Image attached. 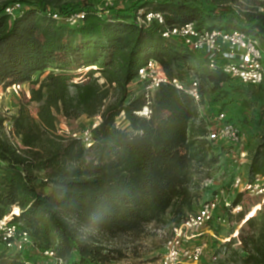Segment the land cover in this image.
<instances>
[{
  "label": "trees",
  "instance_id": "1",
  "mask_svg": "<svg viewBox=\"0 0 264 264\" xmlns=\"http://www.w3.org/2000/svg\"><path fill=\"white\" fill-rule=\"evenodd\" d=\"M111 1L117 2L100 7L98 0H7L0 5V88L27 85L30 94L11 119L12 136L4 131L8 120L0 117V219L19 209L21 229L34 244L25 252L0 249V264H52L44 254L48 250L64 264H114L126 255L111 243L141 237L153 223L172 230L199 210L201 183L211 179L218 164L211 154L215 143L207 139L209 126L224 112L209 122L201 108L238 80L162 33L165 26L195 22L210 30L248 32L264 47L259 10L264 4L239 12L198 0ZM17 5L15 14L7 13ZM140 10L162 13L165 26L139 22ZM81 13L83 19L69 21ZM150 60L170 81L152 95L139 78ZM186 75L193 78L188 82ZM174 79L185 87L197 80L200 102L172 84ZM145 107L148 116L140 114ZM58 115L99 116L92 146L59 135ZM257 177H264V134L251 155L247 180ZM243 195L252 196L239 192L232 202L242 207L235 215L242 225L238 237L208 242L206 264H264V203L246 211ZM231 209L226 211L232 214Z\"/></svg>",
  "mask_w": 264,
  "mask_h": 264
},
{
  "label": "built area",
  "instance_id": "2",
  "mask_svg": "<svg viewBox=\"0 0 264 264\" xmlns=\"http://www.w3.org/2000/svg\"><path fill=\"white\" fill-rule=\"evenodd\" d=\"M264 4V0H261ZM20 9L19 5L8 8V14H15ZM259 10L264 13V7ZM138 21L147 25L157 22L165 26V18L162 13L138 12ZM84 14L72 16L69 21L72 24L83 19ZM164 38H176L181 40L192 51L202 55L210 65V68L222 66L225 74L240 81L244 85L264 88V47L261 40L253 34L245 31H225L220 29L200 28L195 22L184 25L167 27L162 33ZM139 78L145 83V90L152 95L163 83L170 82L161 65L150 60L145 67L139 70ZM178 89L185 90L197 103L201 100L199 83L193 80L189 87H185L179 80L172 81ZM23 85H13L7 90H18ZM149 108L145 107L141 115L148 116ZM86 131L81 137L74 135L91 147L93 143L92 129ZM207 139L213 143H228L238 145L242 141L240 127L232 122L226 112H220L209 126ZM237 192H248L254 197H262L264 203V177H257L253 183L241 176H237L231 184ZM221 208H232V214L242 210L241 206L232 207V202L225 196L224 191H218L213 198L202 203L198 212L190 216L180 225L173 227L171 236L165 244L164 253L159 264H200L208 248V241L203 238L212 232L214 223L224 225L226 217ZM20 210L14 209L4 218L0 219V249L6 248L12 251L25 252L33 249L31 236L21 229L18 221ZM238 235V232H237ZM45 256L52 260V264H64L56 257L52 250H48Z\"/></svg>",
  "mask_w": 264,
  "mask_h": 264
},
{
  "label": "rangeland",
  "instance_id": "3",
  "mask_svg": "<svg viewBox=\"0 0 264 264\" xmlns=\"http://www.w3.org/2000/svg\"><path fill=\"white\" fill-rule=\"evenodd\" d=\"M7 0H0V5ZM83 0H59L61 3L80 2ZM184 1V0H177ZM204 5H214L215 9L228 10L233 9L242 12L246 9H255L262 6L261 0H198ZM117 1L98 0L99 6L111 5ZM198 54V53H197ZM200 55V54H199ZM186 81H190L193 76L186 75ZM103 83V80H100ZM133 87H130L131 92ZM26 97H30L29 88L23 85L18 90H3L0 88V117L7 119L4 124V131L7 135L12 136L13 125L11 119L17 115L21 102ZM115 94L111 95L108 102L113 101ZM30 110L36 116V105L30 106ZM202 114L207 115V119L212 121L218 111H224L228 117L235 122L241 130L242 141L234 146L228 143H215L212 147V156L217 157L218 164L211 168V179H205L201 183L198 191L200 205L213 198L218 191H224L229 201L233 202L239 196L231 184L237 176L248 179L247 162L250 156L256 150L264 134V91L249 85H243L239 81L231 80L224 85L222 91L212 96V101L207 102L201 108ZM100 117H88L86 115L76 119H68L64 116H57L58 134L61 136L81 137L86 131L90 130L96 124H99ZM127 123H122L120 127L127 129ZM12 141L21 143L18 138L13 137ZM248 160V161H247ZM263 201L261 198L243 195L242 206L244 210H254L256 203ZM197 207V210L200 208ZM262 208V206H261ZM259 208L257 210L260 211ZM196 210V211H197ZM222 214L226 217L227 223L224 225L214 223L212 232L203 236L209 244L213 240L225 243L233 238L238 237L237 232L242 225H238L236 214H231L221 208ZM250 214V213H249ZM257 214V213H256ZM249 216V215H248ZM247 216V217H248ZM171 225L166 223H153L145 228L143 236L138 238L128 237L111 243L112 246L121 247L126 257L114 264H159L164 253L165 244L171 236ZM236 230L234 234L233 231ZM210 259L209 256L203 259L200 264H206Z\"/></svg>",
  "mask_w": 264,
  "mask_h": 264
},
{
  "label": "crops",
  "instance_id": "4",
  "mask_svg": "<svg viewBox=\"0 0 264 264\" xmlns=\"http://www.w3.org/2000/svg\"><path fill=\"white\" fill-rule=\"evenodd\" d=\"M251 157V156H250ZM248 161V160H247ZM250 161H251V158H250ZM250 161L249 162H247V164L248 165H250ZM248 170H249V168H248ZM257 207V206H256ZM260 208H261V205H260Z\"/></svg>",
  "mask_w": 264,
  "mask_h": 264
}]
</instances>
